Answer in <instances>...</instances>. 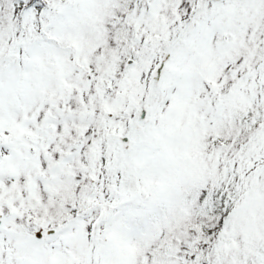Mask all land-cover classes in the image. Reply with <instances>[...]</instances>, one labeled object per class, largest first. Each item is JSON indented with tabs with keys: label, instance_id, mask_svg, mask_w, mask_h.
Returning <instances> with one entry per match:
<instances>
[{
	"label": "snow or ice",
	"instance_id": "obj_1",
	"mask_svg": "<svg viewBox=\"0 0 264 264\" xmlns=\"http://www.w3.org/2000/svg\"><path fill=\"white\" fill-rule=\"evenodd\" d=\"M0 264H264V0H0Z\"/></svg>",
	"mask_w": 264,
	"mask_h": 264
}]
</instances>
